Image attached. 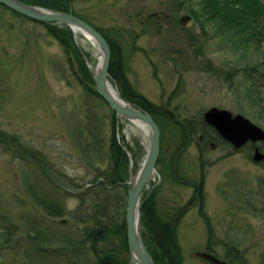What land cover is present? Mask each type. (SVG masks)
Listing matches in <instances>:
<instances>
[{
    "label": "rangeland",
    "instance_id": "374dc122",
    "mask_svg": "<svg viewBox=\"0 0 264 264\" xmlns=\"http://www.w3.org/2000/svg\"><path fill=\"white\" fill-rule=\"evenodd\" d=\"M190 7L185 0H75L72 4L77 16L121 45L129 82L151 103L167 106L180 121L200 119L209 109L219 108L240 114L264 129L258 109L247 96L250 83L246 68L256 64L252 52L242 50L237 38L221 34L213 23L201 27L204 20L197 21ZM184 17L190 18L182 25ZM74 40L83 58L85 55L96 67L100 58L97 45L81 33L75 34ZM111 84L119 94L117 84ZM111 113L102 99L84 91L69 67L64 48L43 24L0 4V127L22 137L45 158L39 164L27 162L0 146V213L20 227L16 247L0 256V264L56 263L48 253L29 245L26 233L69 239L76 235V222L68 216L50 218L29 198L25 188L32 184L39 193H66L70 197L65 207L75 210L79 206L76 196L96 182L94 169L107 166ZM162 121V164L144 189L142 200L155 192L159 210L172 220L192 188L177 186L171 180L170 157L178 154L181 137L175 122ZM118 124L122 128H117L118 139L125 137L127 147H131L125 148L130 178L147 153L148 135L126 120ZM91 130L100 139V149L94 155L88 148L95 144ZM132 149L137 153L140 149L135 162ZM251 153L243 149L237 156L225 158L223 151L208 152L206 159L217 162L207 170L206 210L221 244L215 247L220 257L225 255V245H231L244 251L249 264H264V212L254 215L250 204L248 211L243 205L239 209L238 203L234 205L236 192V199L251 201L264 186V165L254 163ZM180 162L183 176L190 181L200 177L196 147L183 153ZM91 201L83 211L89 210ZM113 209L117 223L126 219L122 200ZM76 224L80 229L84 226ZM207 230L197 208L179 221L182 264H211L199 256L207 243ZM100 248L131 263L115 235ZM90 259L95 261V255Z\"/></svg>",
    "mask_w": 264,
    "mask_h": 264
},
{
    "label": "trees",
    "instance_id": "16d2710c",
    "mask_svg": "<svg viewBox=\"0 0 264 264\" xmlns=\"http://www.w3.org/2000/svg\"><path fill=\"white\" fill-rule=\"evenodd\" d=\"M18 1L68 13L73 10L72 4L75 0ZM185 1L191 6L190 12L196 17L197 21L199 19V21L204 20V22H201V27L205 28V24L208 22L213 23L218 26L221 34L233 35L237 38L242 50L252 52L256 64L253 67L246 68L250 83L247 96L258 109V114L264 121V0ZM74 14L77 16L75 12ZM43 25L48 33L57 39L64 48L69 67L84 91L88 95H94L102 99L95 90L93 75L77 47L71 29L65 24L45 23ZM96 29L106 38L111 48L109 81L117 84L121 98L150 114L160 127L161 152L157 163V166H160L163 154L162 131L165 124L162 121L163 119L175 122V125L180 128V132L185 137L195 135L197 132L204 133L206 127L207 130L209 127L206 125L203 115L200 119L180 121L167 106H157L138 94L126 76L121 45L114 42L101 28ZM111 112L112 136L108 148L107 166L104 169H94L96 182L76 196L79 200V206L75 210H69L65 207L66 199L70 197L66 193L54 195L53 191L43 190H40L39 193L33 188L32 184L28 189L25 188L29 198L50 218L59 219L68 216L76 223L84 225L80 229L76 227L78 224L74 223L73 227L76 235L69 239H59L51 236H49L50 238L47 236L42 237L40 233L36 235L31 234V232L26 233L27 243L31 246L35 245L38 251L48 253V257L52 261L54 260L55 264H129V259L122 260L111 251L100 248V245L104 244L110 235H115L120 238L122 249L129 253L126 239V219H123L121 223H117L115 217L113 218L115 211L113 208L120 199L123 201V207L126 210L127 203L125 201L130 161L125 148L131 150V147H127L125 137H122V141L118 139L117 128L122 129L118 124L122 119L116 116L112 110ZM80 135L81 133L78 135L79 138ZM90 135L95 144H93V148H88L91 151L90 154L94 155L100 149L98 146L100 139L94 137L93 130L90 131ZM136 145V147L139 146L138 143ZM0 146L12 152L16 158L27 162L39 164L45 160L22 137L6 132L1 127ZM131 153L135 162L140 155V149L138 153L132 149ZM134 166H136V163ZM155 197L156 193L154 192L151 196L142 200L141 213L145 244L156 264H182V250L177 236V227L173 225L171 219L159 210ZM90 200L92 201L89 210L83 211V207ZM61 223L63 225L67 224V221L62 220ZM208 228L210 238H214L210 223ZM19 234L20 227L8 216L0 213V256L9 253L16 247ZM43 244L53 247L48 249L43 247ZM56 244H59V246L54 247ZM228 248L227 259L232 263L237 260L244 264V260L238 258V254L235 252L236 246H229ZM91 254L95 255V261L90 259Z\"/></svg>",
    "mask_w": 264,
    "mask_h": 264
},
{
    "label": "water",
    "instance_id": "95a60500",
    "mask_svg": "<svg viewBox=\"0 0 264 264\" xmlns=\"http://www.w3.org/2000/svg\"><path fill=\"white\" fill-rule=\"evenodd\" d=\"M0 4L12 11L27 17L33 21L47 24H65L72 32L79 29L80 33L91 39L100 52V68L97 73L88 59L85 57L87 67L90 69L95 83L97 94L108 104L116 116L133 123L144 129L148 135L149 147L141 165L135 172L131 171L127 188L126 206V239L131 259L130 264H156L149 252L144 238L142 227V196L148 182L157 172V163L161 152V130L156 120L143 109L122 99L115 97L109 90V66L111 60V48L106 38L93 26L74 15L73 11L61 12L48 8L20 2L18 0H0ZM190 17H184L181 24L185 25ZM81 54H83L81 52ZM204 120L215 128L219 134L236 148H242L248 142H264V129L253 124L244 116L233 115L230 111L219 108H211L204 113ZM264 160V153L258 147L253 153V161ZM132 164H133V160ZM213 264H227L223 260L212 256H206Z\"/></svg>",
    "mask_w": 264,
    "mask_h": 264
},
{
    "label": "flooded vegetation",
    "instance_id": "af4514ba",
    "mask_svg": "<svg viewBox=\"0 0 264 264\" xmlns=\"http://www.w3.org/2000/svg\"><path fill=\"white\" fill-rule=\"evenodd\" d=\"M204 119V118H203ZM205 121V120H204ZM206 123V121H205ZM206 125L209 127L204 133L197 132L195 135H189V136H184L180 132V128L178 129V132L180 134V145L178 147L179 151L177 155H174L170 157V171H171V180L173 181L174 184L177 186L179 185H184L189 188H192V193L189 196L188 200L186 203L182 206L177 208L176 216L175 218L172 219L173 225L178 227L179 221L182 220L184 216H186L192 208H197L198 215L202 219L203 223L207 227V243L205 245L204 251L199 254V256L203 257L206 259L208 262L213 264L211 261L208 260L206 257L207 255H212L215 256L227 264H241L239 261H235L232 263L227 259L228 256V247L231 245H225L226 251L225 255L223 257H220L216 251L215 247L216 246H221L219 244L218 239L215 237L210 238L209 234V223L211 224V219L210 216H208L207 213V191H206V184H207V170L208 168L214 167V164L217 162L210 161L206 155L210 150H220L223 151V157L225 158H233L237 156L243 149H247L249 151H252L251 154H249L250 159L253 161V153L256 147L260 149L264 153V142H259V143H253V142H248L244 145L242 148H236L232 143L228 142L225 140L219 132L210 126L209 124L206 123ZM191 146L196 147L198 159H199V166H200V177L196 181H190L187 179L185 176L181 174V162L180 158L182 157V154L185 153ZM254 162V161H253ZM256 164H261L264 165V160L261 162H254ZM227 194V193H226ZM230 195V194H228ZM237 192L235 193V201L234 205H239L238 208H241V205H243L246 211L249 210V204H250V209L252 214H260V212H264V186L260 189L259 192L255 193L254 196L251 197L250 200H246V202H243L242 200H238L237 198ZM229 201V200H228ZM235 216H237V212L235 211ZM212 227V226H211ZM235 252L238 254V258H241V260H244V264H249L248 259L245 256L244 251H240L235 248Z\"/></svg>",
    "mask_w": 264,
    "mask_h": 264
},
{
    "label": "bare ground",
    "instance_id": "6f19581e",
    "mask_svg": "<svg viewBox=\"0 0 264 264\" xmlns=\"http://www.w3.org/2000/svg\"><path fill=\"white\" fill-rule=\"evenodd\" d=\"M75 33L76 34L80 33L79 29L76 28ZM99 68H100V63H98V65L94 68V72L97 73L99 71ZM109 90L113 96L119 98L118 92L116 91V89L114 88V86L111 83H109ZM141 230H142V227H141Z\"/></svg>",
    "mask_w": 264,
    "mask_h": 264
}]
</instances>
